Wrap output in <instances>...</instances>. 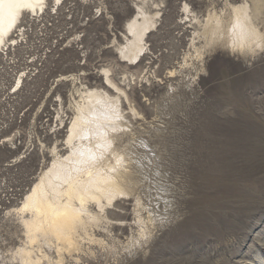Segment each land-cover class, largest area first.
Segmentation results:
<instances>
[{"label":"rangeland","instance_id":"374dc122","mask_svg":"<svg viewBox=\"0 0 264 264\" xmlns=\"http://www.w3.org/2000/svg\"><path fill=\"white\" fill-rule=\"evenodd\" d=\"M241 1L145 0L156 24L134 62L117 47L139 0H47L22 14L0 65L11 80L0 88V264H23L22 247L33 264H264V46L242 55L205 45L189 20ZM102 69L124 92L127 124L112 148L127 160L128 194L89 236L78 232L77 250L30 242L18 208L52 148L67 153L80 100L69 78L117 95Z\"/></svg>","mask_w":264,"mask_h":264},{"label":"bare ground","instance_id":"6f19581e","mask_svg":"<svg viewBox=\"0 0 264 264\" xmlns=\"http://www.w3.org/2000/svg\"><path fill=\"white\" fill-rule=\"evenodd\" d=\"M53 1L58 4L61 0ZM144 3L139 0L135 5L136 14L124 25L125 41L117 47V52L130 62L140 58L145 40L156 24L157 13L146 11ZM46 4L47 0H0V49L10 41L6 42V37L17 27L23 13L38 14ZM263 8L264 0H242L231 5L228 14L208 13L202 22L189 11V20L201 24V32L196 34L205 38V45L219 42L230 50L250 55L264 46ZM102 70L117 95L111 96L97 87L83 85L81 89L75 84L78 77L69 78L80 100L73 102L75 115L65 138L67 153L59 155L56 147L52 148L54 158L18 208L20 213L29 214L22 220L30 242L42 239L60 244L59 249L73 251L78 247V232L89 236L88 227L106 219L105 208L118 196L128 194L129 174L124 165L127 160L122 152L112 148L115 133L127 124L119 103V93L124 92L108 75L110 70ZM131 110L136 113L133 107ZM18 254L23 264L34 263L26 247L20 248Z\"/></svg>","mask_w":264,"mask_h":264},{"label":"built area","instance_id":"2783aa9c","mask_svg":"<svg viewBox=\"0 0 264 264\" xmlns=\"http://www.w3.org/2000/svg\"><path fill=\"white\" fill-rule=\"evenodd\" d=\"M16 45H17L16 39H11L6 46H4L2 49H0V65H1V61L4 59V57L7 55V53L15 50ZM11 48H13V49H11ZM23 77H24L23 73L16 75L14 82L9 87V90H8L9 93H12V92H15L18 90V88L23 83V80H24ZM10 82H11L10 77L7 74L0 75V88L9 86ZM7 96L8 95L4 96V94H2L0 91V98L1 97L6 98ZM2 143H3V140H0V144H2Z\"/></svg>","mask_w":264,"mask_h":264}]
</instances>
